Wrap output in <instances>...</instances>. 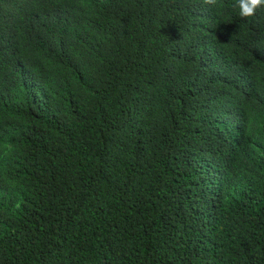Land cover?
Instances as JSON below:
<instances>
[{
  "label": "trees",
  "instance_id": "obj_1",
  "mask_svg": "<svg viewBox=\"0 0 264 264\" xmlns=\"http://www.w3.org/2000/svg\"><path fill=\"white\" fill-rule=\"evenodd\" d=\"M0 264H264V6L0 0Z\"/></svg>",
  "mask_w": 264,
  "mask_h": 264
},
{
  "label": "clouds",
  "instance_id": "obj_2",
  "mask_svg": "<svg viewBox=\"0 0 264 264\" xmlns=\"http://www.w3.org/2000/svg\"><path fill=\"white\" fill-rule=\"evenodd\" d=\"M206 6H215L217 0H203ZM239 15L242 18H250L255 15L256 10L264 6V0H237Z\"/></svg>",
  "mask_w": 264,
  "mask_h": 264
}]
</instances>
